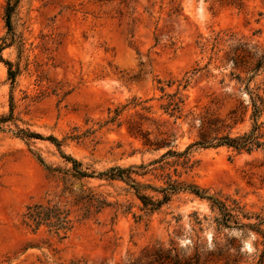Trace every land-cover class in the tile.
I'll list each match as a JSON object with an SVG mask.
<instances>
[{"label":"rangeland","instance_id":"rangeland-1","mask_svg":"<svg viewBox=\"0 0 264 264\" xmlns=\"http://www.w3.org/2000/svg\"><path fill=\"white\" fill-rule=\"evenodd\" d=\"M9 1L0 264H260L264 145L220 142L264 144V0H18L10 28ZM47 203L69 229L26 224Z\"/></svg>","mask_w":264,"mask_h":264},{"label":"trees","instance_id":"trees-1","mask_svg":"<svg viewBox=\"0 0 264 264\" xmlns=\"http://www.w3.org/2000/svg\"><path fill=\"white\" fill-rule=\"evenodd\" d=\"M16 0L14 3L12 2V0H10L8 2V6H7V26L10 28L11 27V16L13 11L15 10V6L17 4ZM11 75H13V71H10ZM255 109L257 110V112H259V107L257 106V103H254ZM260 129L259 125L256 124L253 129L251 130V132L249 134H245L243 136L237 137V138H229L226 137L224 138L220 143L221 144H226L229 147H233L237 150H246L248 152L252 151V149L256 146V147H260L264 144H262L261 142L258 141L259 137L256 135L257 131ZM39 138H41V136H37ZM54 143H56L58 145V141L56 140V138H50ZM67 157V156H66ZM69 159H71V161L74 163L75 167H77V165L79 164L77 162V160L71 158L68 156ZM115 171H118L120 174L124 172L123 169L121 168H117V169H113ZM81 176H88V174H86L85 172H80ZM193 193H195L196 195H198L199 197H204L199 190H192ZM141 200L144 202L145 205L148 204H154V202H152V200L150 198H148L147 196H141L140 197ZM209 200H212L213 198H208ZM213 203L214 205L219 209V211L222 214V220H221V224H224L226 227H231L230 224L233 222L235 225L239 226V227H256L258 225H261L263 222L262 220H260V222L258 224L255 225H245V224H239L238 221L235 220V215L231 212L230 209L227 208V206L218 201V200H214L213 199ZM155 205V204H154ZM25 217H27V221L26 224L27 225H31L34 224L38 227H40L42 224H47L48 226H50L51 228H54L57 233L60 232V230H67L69 229V224H70V220L68 218V215L62 211L60 208H58L57 206H51L50 203L47 204H36L33 206L28 207V212L25 214ZM256 232L258 234H260L263 237V246H264V231L261 230L260 228H257ZM158 252H162L160 253L161 255L157 256L156 260H154V262H158L159 264H199L198 259L192 261V262H182L179 258L178 255H172L173 252L172 250L170 251H164L162 248L158 250ZM260 264H264V248L261 252L260 255V259H259ZM132 264H137V263H132Z\"/></svg>","mask_w":264,"mask_h":264}]
</instances>
